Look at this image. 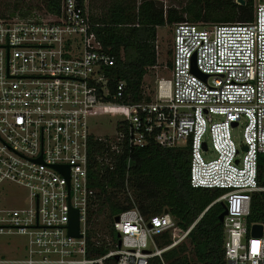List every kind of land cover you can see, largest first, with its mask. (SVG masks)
<instances>
[{
	"label": "built area",
	"instance_id": "obj_1",
	"mask_svg": "<svg viewBox=\"0 0 264 264\" xmlns=\"http://www.w3.org/2000/svg\"><path fill=\"white\" fill-rule=\"evenodd\" d=\"M89 2L62 0L60 13L44 6L0 13V234L26 240L22 259L0 264H151L155 257L167 264L163 253L198 220L184 230L169 213L145 216L129 172L119 182L116 174L122 159L129 168L135 150L152 143L189 146L191 186L224 191L215 202L227 210L226 263L264 264V222L248 223L253 195L264 191V0L247 23L176 24L172 78H160L154 96L142 84L150 99L135 102L126 80L108 72L117 58L94 31ZM102 114L119 115L113 133L92 131L91 118ZM240 124L241 146L233 137ZM101 182L131 205L105 230L88 223L106 201ZM72 210L80 236L69 233ZM254 224L263 225L260 236ZM91 229L108 249L97 258L88 257ZM165 232L172 243L160 248L156 237Z\"/></svg>",
	"mask_w": 264,
	"mask_h": 264
},
{
	"label": "trees",
	"instance_id": "obj_2",
	"mask_svg": "<svg viewBox=\"0 0 264 264\" xmlns=\"http://www.w3.org/2000/svg\"><path fill=\"white\" fill-rule=\"evenodd\" d=\"M99 1V12L95 13L98 9L91 5V1L89 11L98 39L104 48L110 49L117 58L116 65L109 68L108 72L126 80L127 93L130 94L129 102L150 99L142 94V84L148 69L158 63L155 46L158 24L166 25L163 14L159 12L151 17L145 11L143 0ZM42 2L48 11L60 13L62 0ZM22 9V6L16 4L13 11ZM186 12L195 20L202 16V13L195 12L193 7H189ZM174 14L178 17L177 11ZM169 21L173 22L172 19ZM170 65L172 66V63ZM126 172H129L131 186L137 196V206L145 216L161 215L168 210L178 226L184 230L198 220L186 242L163 253L167 264H227L224 248L226 234L219 219L224 206L222 202H215L224 191L191 186L189 146L166 148L155 143L149 144L135 150L129 168L124 159L118 163V182L124 180ZM259 184L264 187V153L259 157ZM95 185L106 193V201H100L97 210L89 213L88 223L105 230L110 228L116 215L131 205L114 198L113 192L108 195L104 182ZM103 217L106 224L101 223ZM255 222H264V191L253 195L248 223ZM109 231L114 235L112 229ZM93 236L94 230L91 229L87 242L88 257L97 258L104 255L108 249L96 245ZM156 240L158 246L163 248L172 243V236L165 232L157 235ZM107 264H118V261L110 258ZM151 264L162 263L159 257H155L152 258Z\"/></svg>",
	"mask_w": 264,
	"mask_h": 264
},
{
	"label": "rangeland",
	"instance_id": "obj_3",
	"mask_svg": "<svg viewBox=\"0 0 264 264\" xmlns=\"http://www.w3.org/2000/svg\"><path fill=\"white\" fill-rule=\"evenodd\" d=\"M93 7H99V0H90ZM145 3V11L152 17L153 14L161 12L166 20V25L158 24L156 51L158 55V63L154 67L148 69L147 75L144 77L143 86L148 95L154 96L157 82L160 78H172L171 63L173 53V33L174 26L178 23L189 22L197 24L200 27H211L216 24L223 23H247L253 20L255 13V5L258 0H143ZM18 4L22 8H42L44 3L42 0H0V12L13 10ZM193 7L195 12L200 11L202 16L199 20H195L186 10ZM98 9V8H97ZM177 11V16L174 12ZM95 12V10H94ZM99 12L96 11L95 13ZM193 17V18H192ZM172 19L173 22L169 21ZM118 114H102L91 118V129L96 134H111L115 131ZM233 137L238 145L241 146L243 141V125L233 129ZM213 151L207 152V155H213ZM216 189V188H215ZM22 194L27 195L25 189H19ZM133 195L137 200L135 191L132 189ZM218 200V199H216ZM138 204V203H137ZM103 220V221H102ZM101 223L106 224L103 217ZM102 226V224H101ZM26 240L18 234H0V259L16 260L24 257V244ZM151 247V245H150Z\"/></svg>",
	"mask_w": 264,
	"mask_h": 264
},
{
	"label": "water",
	"instance_id": "obj_4",
	"mask_svg": "<svg viewBox=\"0 0 264 264\" xmlns=\"http://www.w3.org/2000/svg\"><path fill=\"white\" fill-rule=\"evenodd\" d=\"M241 3H245L244 0H239ZM197 73L206 78L207 75L200 73L199 71H197ZM236 125V124H234ZM243 149H246V147H243ZM58 168L62 169L61 166H58ZM67 175H69V170H67ZM209 209V208H208ZM165 213H169L168 210H165ZM227 213L226 208L224 207V211L220 214L219 219L221 222H223L224 216ZM119 217H116V220H118ZM251 232L253 235L256 236H260L263 232V225L262 224H254L251 228ZM69 233L71 235H75V236H80V230H79V215H78V211L77 210H72L71 211V219H70V225H69ZM116 258L118 259V256H116Z\"/></svg>",
	"mask_w": 264,
	"mask_h": 264
},
{
	"label": "crops",
	"instance_id": "obj_5",
	"mask_svg": "<svg viewBox=\"0 0 264 264\" xmlns=\"http://www.w3.org/2000/svg\"><path fill=\"white\" fill-rule=\"evenodd\" d=\"M90 4V3H89ZM188 240V238L184 241V242H186Z\"/></svg>",
	"mask_w": 264,
	"mask_h": 264
}]
</instances>
